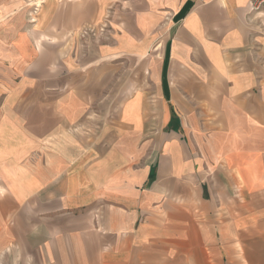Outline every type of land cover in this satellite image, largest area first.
<instances>
[{
	"label": "crops",
	"instance_id": "obj_1",
	"mask_svg": "<svg viewBox=\"0 0 264 264\" xmlns=\"http://www.w3.org/2000/svg\"><path fill=\"white\" fill-rule=\"evenodd\" d=\"M250 1L0 0V264H264Z\"/></svg>",
	"mask_w": 264,
	"mask_h": 264
},
{
	"label": "built area",
	"instance_id": "obj_2",
	"mask_svg": "<svg viewBox=\"0 0 264 264\" xmlns=\"http://www.w3.org/2000/svg\"><path fill=\"white\" fill-rule=\"evenodd\" d=\"M250 7L253 12L258 13L264 7V0H251Z\"/></svg>",
	"mask_w": 264,
	"mask_h": 264
},
{
	"label": "rangeland",
	"instance_id": "obj_3",
	"mask_svg": "<svg viewBox=\"0 0 264 264\" xmlns=\"http://www.w3.org/2000/svg\"><path fill=\"white\" fill-rule=\"evenodd\" d=\"M87 33H90V32H87Z\"/></svg>",
	"mask_w": 264,
	"mask_h": 264
}]
</instances>
